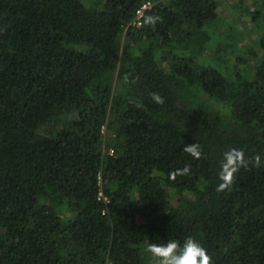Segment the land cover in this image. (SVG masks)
I'll list each match as a JSON object with an SVG mask.
<instances>
[{"label": "trees", "instance_id": "16d2710c", "mask_svg": "<svg viewBox=\"0 0 264 264\" xmlns=\"http://www.w3.org/2000/svg\"><path fill=\"white\" fill-rule=\"evenodd\" d=\"M0 264H264V0H0Z\"/></svg>", "mask_w": 264, "mask_h": 264}, {"label": "built area", "instance_id": "2783aa9c", "mask_svg": "<svg viewBox=\"0 0 264 264\" xmlns=\"http://www.w3.org/2000/svg\"><path fill=\"white\" fill-rule=\"evenodd\" d=\"M151 8H152V5L150 2L143 3L136 10L135 16L129 24L130 27L141 28L143 26V19H144L145 12L150 10ZM97 180H98V185L100 186L102 184V180H101L100 175L98 176ZM96 199L98 201L104 202L105 204L108 203V198L106 197V195L104 194V192L102 190H100L98 192Z\"/></svg>", "mask_w": 264, "mask_h": 264}, {"label": "rangeland", "instance_id": "374dc122", "mask_svg": "<svg viewBox=\"0 0 264 264\" xmlns=\"http://www.w3.org/2000/svg\"><path fill=\"white\" fill-rule=\"evenodd\" d=\"M232 7L231 6H227L224 2H222V5L220 6V8L218 9L219 10V14H220V16L221 17H223V18H226V16H225V13H230V14H234V10L233 9H231ZM235 16H233L232 18H231V20H230V17H229V19L228 20H230V22H231V24H233V22L234 23H236V21H237V19L236 18H234ZM224 21V20H223ZM243 21H245L246 23H248V19H246V20H243ZM221 29L222 30H226V28H227V25H226V22L225 23H223L222 25H221ZM226 27V28H225ZM235 27H239L240 28V30H244V28H243V26L242 25H239V24H237V25H235ZM221 38V37H220ZM219 38V39H220ZM222 39V41H220V42H224L225 40H228L229 41V37L226 35V37L224 38V37H222L221 38ZM232 39L235 41V42H237V35H233L232 36ZM224 40V41H223ZM214 48V46L212 47V46H210L209 48H207L206 50L208 51V50H210V49H213ZM258 51V50H257ZM105 131V130H104ZM106 134H107V131L106 132H104L103 133V135H105L106 136Z\"/></svg>", "mask_w": 264, "mask_h": 264}]
</instances>
